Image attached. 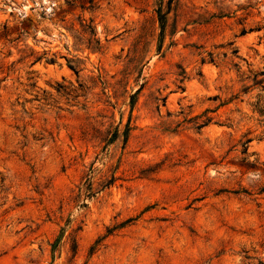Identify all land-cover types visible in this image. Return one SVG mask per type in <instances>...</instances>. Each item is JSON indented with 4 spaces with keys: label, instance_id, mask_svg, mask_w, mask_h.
Listing matches in <instances>:
<instances>
[{
    "label": "rangeland",
    "instance_id": "rangeland-1",
    "mask_svg": "<svg viewBox=\"0 0 264 264\" xmlns=\"http://www.w3.org/2000/svg\"><path fill=\"white\" fill-rule=\"evenodd\" d=\"M0 264H264V0H0Z\"/></svg>",
    "mask_w": 264,
    "mask_h": 264
},
{
    "label": "trees",
    "instance_id": "trees-1",
    "mask_svg": "<svg viewBox=\"0 0 264 264\" xmlns=\"http://www.w3.org/2000/svg\"><path fill=\"white\" fill-rule=\"evenodd\" d=\"M156 16H157V22L159 25V29H160V31H162L163 25H164V15L161 14L159 10H157ZM132 98H133V95L130 96L129 107H131L133 105Z\"/></svg>",
    "mask_w": 264,
    "mask_h": 264
}]
</instances>
